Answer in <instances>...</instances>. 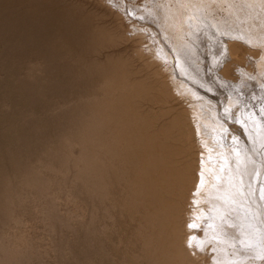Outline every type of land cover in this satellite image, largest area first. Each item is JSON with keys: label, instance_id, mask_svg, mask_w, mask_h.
Wrapping results in <instances>:
<instances>
[{"label": "rangeland", "instance_id": "obj_1", "mask_svg": "<svg viewBox=\"0 0 264 264\" xmlns=\"http://www.w3.org/2000/svg\"><path fill=\"white\" fill-rule=\"evenodd\" d=\"M152 1L0 0V264H147V260L143 258V226L149 219L147 212L142 210L138 214L135 203L132 204L125 195L127 193L122 192L121 187L114 183L107 194L102 196L101 166L104 155L95 153L98 150L88 142L77 143L75 135L80 133L79 122L93 103L96 73L108 68L109 57L113 56L115 59L118 53L130 49L128 43L121 44L115 50L106 48L105 38L112 32V23L115 21L114 15L107 8L117 10L121 16V31H126L130 25H136L135 30L139 26L150 28L147 40L151 43L147 41V45L166 57L165 68L171 78L177 72L178 63L173 56L171 43L178 38L189 40L188 28L183 19L191 13L188 3L196 0H154L151 3ZM163 1L168 2L166 4ZM217 1L213 3L215 12L224 14L221 3ZM234 1L231 4L233 14L245 16L250 12L242 4L244 0ZM159 5H168L167 8L174 12L176 10L175 14L179 16L175 15L172 23L167 24L163 17H159V23L169 31V41L165 40L160 28L156 26L159 24L158 20L153 22L146 16L150 10L161 14ZM252 8L253 13L263 15L264 1H254ZM257 24L264 36V16L258 18ZM258 47L255 50L259 52L264 49V44L260 45L261 48ZM161 52L167 54L163 55ZM250 64L253 66V82L258 84L257 87L264 88V69L263 72L256 71L259 70L258 63L253 59ZM222 95L220 99L225 104L226 95ZM258 103L256 101L254 105ZM222 145L210 146V149H215L214 152L218 154L220 148L230 151L237 148V144L232 141ZM234 152L233 150L231 170H224L226 177L219 178L215 183L217 194L214 192L209 196V210L222 215L215 219L221 228L218 230L225 231L228 237L230 234L237 235L239 230L249 229L248 222L256 216L264 224V190L263 195L259 187H244L241 191L239 175L245 156ZM228 173H232V187L227 183ZM37 181L39 185L36 184ZM25 183L29 184L28 188ZM45 185L49 186L44 188ZM254 196L257 197L255 201ZM254 204L259 207L257 211ZM111 211H118L119 215ZM198 221L197 219V223ZM204 221L207 222V218ZM260 234L264 239V232H257L255 238L258 239ZM10 236L12 239L15 237L14 240ZM216 238L214 241H206L205 249L211 246L209 249L216 251L213 256L223 255L226 251L231 258L232 250L228 252L220 249L221 243L217 242L219 237ZM130 242H134L135 246ZM236 243L244 252L238 253L235 261L240 264H264V250L256 253V244ZM23 245L27 247L24 248ZM26 248L30 251H26ZM10 249L14 251L13 254ZM4 250L5 254L2 253Z\"/></svg>", "mask_w": 264, "mask_h": 264}, {"label": "bare ground", "instance_id": "obj_2", "mask_svg": "<svg viewBox=\"0 0 264 264\" xmlns=\"http://www.w3.org/2000/svg\"><path fill=\"white\" fill-rule=\"evenodd\" d=\"M254 1L256 0H244L242 3L251 12L245 16L231 12L234 0L217 1L221 3L224 14L215 12L213 3L216 0L187 2L191 13L188 12L190 14L183 22L187 25L189 40L179 39L174 35L178 39L171 43L172 52L178 65L177 72L172 74L173 78L165 68L166 57L147 45V31L150 28L139 26L135 30L136 25H130L126 31H121V16L117 10L105 5L115 19L109 37L106 39L103 36L107 42L106 48L115 50L121 44L128 43L130 49L124 53L116 52L118 55L115 59L113 56L108 58L110 61L107 69L98 68L100 71L95 72L94 100L79 122L81 129L75 135V141L88 142L98 150L95 153L104 155L101 166L102 196L107 194L114 183L121 187L122 192L127 193L125 195L132 204L135 203L138 214L142 210L147 212L149 219H146L143 226L145 239L142 237L145 240L143 258L147 260V264H240L235 260L237 254L244 250L238 248L236 242L256 244V253L264 250L262 234L258 239L255 238L257 232H264V224H261L262 220L257 216L248 222L247 228L250 230H239L237 235L229 233L228 237L225 231L218 230L220 227L215 220L222 215L209 210V196L218 192L215 183L225 176L224 170L230 171L233 166V150L235 154L245 156L239 175L241 191L244 187H259L262 194L264 190V88L257 87L258 84L253 82V66L250 64L251 59L257 61L259 70L256 71L263 72L264 49H258L259 52L255 49L264 44L263 33L257 24L258 18H262L264 14L252 12ZM159 6L161 14L150 10L146 14L150 18L148 20L156 22L157 19L159 23V19L163 17L167 24L172 23L175 15L179 17L175 14L177 11L174 6L175 12L167 8L168 5ZM136 9L138 10L137 7ZM169 25L166 26L170 27ZM156 26L160 28L165 40L169 41L167 28L162 23ZM222 93L226 95L225 104L220 99ZM256 101L259 103L254 105ZM231 141L237 144V148L231 149L232 151L220 148L217 154L215 149L211 150L210 146L222 147L223 143ZM232 173L226 174L229 184ZM94 177L97 178V175ZM47 182L50 184V181ZM36 184L39 185L38 181ZM29 189L32 190V187ZM17 197L16 199L19 198ZM255 200L257 197L254 196ZM254 206L257 211L259 207L257 204ZM206 218L207 222L204 221ZM216 237H219L217 242L221 243L220 249L232 250L231 258L226 251L223 255L213 256L216 251L209 249L211 246L205 249L206 241H214ZM4 245L6 246L5 243ZM132 245L135 246L134 242ZM11 249L10 252L13 250ZM26 251L30 250L26 248ZM2 253L5 254L6 251ZM1 257L0 255V260Z\"/></svg>", "mask_w": 264, "mask_h": 264}]
</instances>
